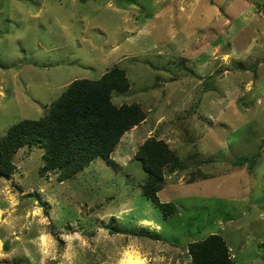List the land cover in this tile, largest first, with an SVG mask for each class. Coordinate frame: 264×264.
Returning a JSON list of instances; mask_svg holds the SVG:
<instances>
[{
    "label": "rangeland",
    "instance_id": "1",
    "mask_svg": "<svg viewBox=\"0 0 264 264\" xmlns=\"http://www.w3.org/2000/svg\"><path fill=\"white\" fill-rule=\"evenodd\" d=\"M118 67L115 105L145 117L110 157L69 178L26 144L0 176V264H191L187 244L224 237L235 264H264V0H0V137L42 116L68 84ZM176 160L158 199L136 153Z\"/></svg>",
    "mask_w": 264,
    "mask_h": 264
},
{
    "label": "trees",
    "instance_id": "2",
    "mask_svg": "<svg viewBox=\"0 0 264 264\" xmlns=\"http://www.w3.org/2000/svg\"><path fill=\"white\" fill-rule=\"evenodd\" d=\"M128 86L124 71L118 67L97 79L71 81L42 116L15 122L0 137V176L8 177L13 171L12 155L17 149L32 143L44 148V167L57 168L60 180L79 172L98 156L117 170L119 164L111 153L122 134L145 117L136 103H112L111 93L123 92ZM135 157L145 175L142 194L166 218L175 208L160 201L157 192L162 188L163 170L176 160L175 154L162 139L149 137ZM187 252L191 264H235L226 240L217 233L189 242Z\"/></svg>",
    "mask_w": 264,
    "mask_h": 264
},
{
    "label": "bare ground",
    "instance_id": "3",
    "mask_svg": "<svg viewBox=\"0 0 264 264\" xmlns=\"http://www.w3.org/2000/svg\"><path fill=\"white\" fill-rule=\"evenodd\" d=\"M136 257H138V256L134 255L132 253L127 254V256L124 258L125 262L123 264H129V262L131 263V260L137 259Z\"/></svg>",
    "mask_w": 264,
    "mask_h": 264
}]
</instances>
